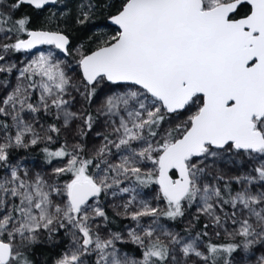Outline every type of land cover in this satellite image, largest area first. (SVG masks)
<instances>
[{
  "label": "snow or ice",
  "instance_id": "6c2138e0",
  "mask_svg": "<svg viewBox=\"0 0 264 264\" xmlns=\"http://www.w3.org/2000/svg\"><path fill=\"white\" fill-rule=\"evenodd\" d=\"M67 8L0 0V264L38 246L52 264H264V0ZM98 15L114 34L74 43ZM39 145L49 169L13 159ZM109 207L132 224L113 230Z\"/></svg>",
  "mask_w": 264,
  "mask_h": 264
},
{
  "label": "trees",
  "instance_id": "16d2710c",
  "mask_svg": "<svg viewBox=\"0 0 264 264\" xmlns=\"http://www.w3.org/2000/svg\"><path fill=\"white\" fill-rule=\"evenodd\" d=\"M78 0H66V3L68 4V8L65 10L69 15H74L76 13V6H77ZM118 6V5H117ZM63 7V5H61ZM24 11H29L28 9H22L20 12L16 13V16L19 17ZM47 15V13H43L40 15H33V23L30 25V27H36L39 25L40 21L43 19V16ZM63 18H61V21ZM61 21H58L57 23H60L61 27H70L71 22L69 21L68 25H65ZM55 24L52 25L53 28H55ZM115 29L110 27L107 24V19L105 16H96L94 17L93 23L91 26H89L86 30H80L78 32H73V36L76 37L74 39V43H79L80 41H86L87 37L92 36L94 33H106L107 35L114 34ZM71 59V58H68ZM74 64V61H73ZM91 110V109H90ZM45 123V121H43ZM47 123H55V121L49 117L47 118ZM63 143L62 139L59 137L56 144L49 145L50 147H58L59 144ZM44 145H39L33 148H29L27 150H17L13 153V159L19 158V157H26L29 160H38L39 162L44 163V157L40 149ZM109 216L115 221L114 223L110 224L109 226L113 230H120L122 227L128 224V220L121 219L117 217L115 214L112 213V211L108 208L107 209ZM176 228L178 230L182 229L180 221H178L175 224ZM199 227V226H198ZM217 241V240H214ZM128 248H134V245H128ZM62 250V249H61ZM36 255L34 256V259H36L37 264H52V261L56 258L57 250H52L48 248L47 246H38L35 250Z\"/></svg>",
  "mask_w": 264,
  "mask_h": 264
},
{
  "label": "rangeland",
  "instance_id": "374dc122",
  "mask_svg": "<svg viewBox=\"0 0 264 264\" xmlns=\"http://www.w3.org/2000/svg\"><path fill=\"white\" fill-rule=\"evenodd\" d=\"M49 50H53V51H55L54 49H50V48H44V49H42V50H40V51H45V52H47V51H49ZM38 52H39V51H38ZM38 52H36V53H34V54L15 53V54H12V56H11V60H12V62H19V61L27 62V60L31 59L34 55L38 54ZM9 79H12V78L10 77ZM13 83H14V80H13ZM98 105H99V100L94 101V102H93V106H92L91 111H94L95 108H96ZM79 107H80V105L77 104V105H76V108H79ZM41 123H44V122L41 121ZM99 130H101V126H100V124H97V125H95L94 128H93V132H92V133H89V135H88V137H87V141H86V143H87V145H88L89 148H91V147H92L93 145H95V144H99V143H100V140L97 139V138L95 137V135H94V133H95L96 131H99ZM53 136H54V139H56V138H55V134H53ZM60 138L62 139V141H64L65 136L62 134V135L60 136ZM69 139H70V138H69ZM56 143H57V141H56ZM56 143H54V144H56ZM21 150H23V149H21ZM19 158L23 161V163H24V164H25V165H26V166H27L32 172H37V171H41V170L49 169V168H50V166L45 165V164H43L42 162H39L38 160H29V159L26 158V157H19ZM14 160H15V159H14ZM54 163H55V162H54ZM223 170H224V172H225L226 174H228V175L235 174V172H234V171H230L229 168H224ZM154 192H155V187H153V188H148V189H144L143 192H142V196H143V198H145V199L151 200V199H152V196H153V194H154ZM109 209L112 211L113 214H115V211H116V210H114V209L111 208V207H109ZM194 211H195V210L192 209V210H191V211L185 216V218H184L182 221H180L182 227H184V226L187 224L188 220H189L190 217H191V213L194 212ZM117 217H119V218H121V219H124V218H122L121 216H117ZM126 220H127V219H126ZM128 221H129V220H128ZM167 223L171 224V222H167ZM131 224H132V222L129 221L127 225L130 226ZM173 227L175 228V230H178V229L176 228L175 225H173ZM212 239L218 241V238H217V237H214V236H213Z\"/></svg>",
  "mask_w": 264,
  "mask_h": 264
},
{
  "label": "water",
  "instance_id": "95a60500",
  "mask_svg": "<svg viewBox=\"0 0 264 264\" xmlns=\"http://www.w3.org/2000/svg\"><path fill=\"white\" fill-rule=\"evenodd\" d=\"M107 24H108L110 27H112V28L115 29V26L110 25V24L108 23V21H107ZM44 48H49V46H40V48H38V49H34L31 53H26V54H34V53H36V52H38V51H40V50H42V49H44Z\"/></svg>",
  "mask_w": 264,
  "mask_h": 264
}]
</instances>
